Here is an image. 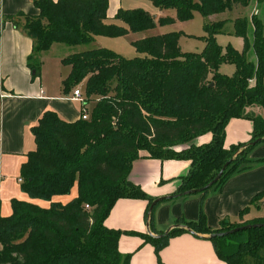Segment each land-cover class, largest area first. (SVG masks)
Masks as SVG:
<instances>
[{"label":"trees","instance_id":"1","mask_svg":"<svg viewBox=\"0 0 264 264\" xmlns=\"http://www.w3.org/2000/svg\"><path fill=\"white\" fill-rule=\"evenodd\" d=\"M149 1L160 11L175 10L182 22L196 11L211 17L253 2ZM34 5L37 16L19 15L34 43L28 59L33 78L40 76L41 55L54 44L79 47L97 37L116 38L147 32L157 23H175L169 17L157 20L143 9H120L115 20L124 25L108 23L109 0H34ZM224 26L225 21L206 25L207 45L201 54L184 53L181 34L173 31L133 42L144 57L126 59L107 48H94L62 60L70 67L63 80L65 92L84 85L86 104L97 100L88 121L67 122L47 111L32 128L36 149L21 168V186L31 199L50 206L13 200L12 215L0 217V264H130L131 255L119 251L125 233L108 228L105 221L118 200L139 199L148 202L152 225L155 206L150 207L156 199L129 180L141 157L191 161L174 195L205 187L228 162L211 189L251 168V153L264 143V116L248 111L259 107L264 112V22L257 14L234 21V34L244 41L242 51L217 43ZM224 63L234 65L236 72L221 73ZM233 119H249L254 129L249 142L227 149L226 129ZM207 134L209 143H194ZM258 139L263 140L253 145ZM76 185L78 195L68 203L53 200L69 196ZM262 197L264 193L255 202ZM253 224H264V218L222 222L212 230L202 214L197 221L178 219L167 236H140L158 253L171 238L189 231L211 235ZM209 240L227 264H264V226Z\"/></svg>","mask_w":264,"mask_h":264},{"label":"crops","instance_id":"2","mask_svg":"<svg viewBox=\"0 0 264 264\" xmlns=\"http://www.w3.org/2000/svg\"><path fill=\"white\" fill-rule=\"evenodd\" d=\"M131 1L127 0V3ZM123 5L124 0H109L107 19L114 20L118 11L124 9ZM230 13L234 17L227 19ZM20 14L37 16L39 10L34 0H0V217L12 215L13 200L50 206V202L31 199L23 192L19 181L21 168L28 160L27 155L36 149L32 128L47 111L56 112L67 122H76L80 120L84 105L70 98L74 90L65 92L63 81L57 85L48 84L42 75V67L40 76L33 78L28 59L34 43L22 29L24 18L19 17ZM162 14L158 11L154 16L157 18ZM250 14H257L264 22V2L256 0L248 7H238L211 16V19L214 23L231 21L234 24L236 19L249 17ZM147 32L138 33L141 37L137 40L149 36ZM240 39L244 48V41ZM45 54L41 55V62ZM248 111L264 116L259 107L249 108ZM253 129V122L249 119L231 120L226 129L225 147L229 149L233 145L249 142ZM210 141L211 134H207L197 138L194 143L201 145ZM251 158L254 163L250 169L233 175L220 187L210 189L206 195L195 194L156 204L152 225L147 219V201L118 200L105 225L125 233L119 241L120 253L131 255L130 264H227L217 256L209 240L210 234L184 233L171 238L158 253L140 235L159 236L173 228L178 219L197 221L202 214L212 230L219 229L222 222L242 224L264 218V197L255 202L264 193V143L253 150ZM190 169L191 161L141 157L134 162L129 180L147 195L159 199L174 195ZM77 195L76 185L69 196L55 197L53 200L66 204Z\"/></svg>","mask_w":264,"mask_h":264},{"label":"rangeland","instance_id":"3","mask_svg":"<svg viewBox=\"0 0 264 264\" xmlns=\"http://www.w3.org/2000/svg\"><path fill=\"white\" fill-rule=\"evenodd\" d=\"M255 1L256 0H253V4H255ZM123 6L124 10L143 9L144 11L150 13L152 16L160 11L149 0H132L130 4L127 3V0H124ZM161 12L163 14L160 17L173 18L175 19V23L166 26H162L157 23L154 29L147 32L149 35L147 37L157 36L175 31L181 34L179 44L184 53L201 54L205 50L208 37V33L206 32V25L214 23L211 17H205L199 11H196L191 20L182 22L177 20L176 11L173 9ZM251 16L252 14H250L249 17ZM160 17H157V20H159ZM233 17V13H230L228 14L227 19H231ZM107 22L124 25L122 22L116 21L115 19L112 21L107 19ZM234 33V24H232L231 21L225 22V26L222 32L216 36L217 43L224 48H226L228 45H231L238 50H242V40L235 36ZM139 37L141 36L138 33H131L129 35L116 38L102 36L97 37L92 44L79 47H69L66 45L56 44L51 47L48 52H46L44 57H42V75L44 76V79L48 84L57 85L58 82H62L64 79H66L70 72V67L64 66L62 64V60L69 54L94 48H107L120 54L126 59H133L138 56L144 57L145 55L138 53L133 45V42ZM220 72L231 76L236 72V68L234 65L224 63L220 68ZM76 88H80L82 90L84 98L86 99V96L84 94V85H79ZM96 100V98H93L87 103V109L90 115L93 112ZM142 154L144 155L145 153Z\"/></svg>","mask_w":264,"mask_h":264},{"label":"water","instance_id":"4","mask_svg":"<svg viewBox=\"0 0 264 264\" xmlns=\"http://www.w3.org/2000/svg\"><path fill=\"white\" fill-rule=\"evenodd\" d=\"M262 140L263 139H258L252 144L253 145H257L260 142H262ZM229 164H230V162L226 163L223 166V168L219 171V173L215 176V178L210 183H208L205 187L197 189V190L187 191V192H184V193H181V194H177V195H171V196H168V197L156 199L152 203V205L150 207V210H152L156 204H158L159 202H161L163 200H171V199H176V198H180V197H184V196L195 195V194H199V193H201L203 191L211 189L215 184H217L220 181V179L222 178V176H223L225 170L227 169V167L229 166ZM263 226H264V224L245 225V226H241V227H237L235 229H232V230H230L228 232L211 234L210 238L217 237V236H225V235H228V234H233L235 232L245 231V230H248V229L258 228V227H263ZM169 231H170V229L167 230L164 234H161V235L156 236V237L167 236L169 234ZM189 232L195 234V232H193V231H189Z\"/></svg>","mask_w":264,"mask_h":264},{"label":"built area","instance_id":"5","mask_svg":"<svg viewBox=\"0 0 264 264\" xmlns=\"http://www.w3.org/2000/svg\"><path fill=\"white\" fill-rule=\"evenodd\" d=\"M70 98L72 100L83 102L84 105H83V109L81 111L80 119L84 120V121H88L91 116H90V113L87 109V106H86L87 104L85 102V98H84L82 90L80 88L74 89L73 95ZM19 181L22 182V179H20Z\"/></svg>","mask_w":264,"mask_h":264}]
</instances>
